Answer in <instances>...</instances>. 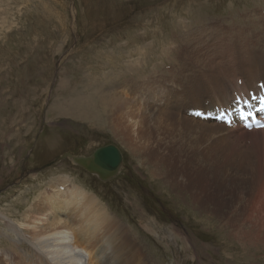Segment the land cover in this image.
I'll list each match as a JSON object with an SVG mask.
<instances>
[{"label":"rangeland","instance_id":"1","mask_svg":"<svg viewBox=\"0 0 264 264\" xmlns=\"http://www.w3.org/2000/svg\"><path fill=\"white\" fill-rule=\"evenodd\" d=\"M255 7H264V0H0V264H39L31 248L25 261L19 246L29 245L17 240L8 223L23 221L27 207L34 200L39 204L59 176L98 195L133 230L148 264H264V197L257 193L264 179L254 187L244 182L234 190L213 188L218 192L208 194L209 183L215 178L222 182L228 172L217 175L211 164L190 159H184V170L177 152L181 148L163 149L156 138L159 146L150 144V156L162 160L158 176H152L117 131H102L106 114H112L110 106L104 110L116 99L114 91L131 79L140 83L155 75L180 79L190 74L182 63L190 61L191 45L211 34L239 40L246 26L250 43L264 49L259 19L249 14ZM170 11L176 14L173 22ZM162 14L167 26L158 32ZM187 20L181 31L176 25ZM196 27L203 28V40L183 36ZM258 32L260 39L253 34ZM111 55L120 59L111 60ZM138 60L142 65L136 68ZM72 102L82 103L77 104L81 113L76 114ZM109 144L120 149L124 163L107 181L65 156H90ZM231 169V176L240 172ZM248 174L239 175L248 180ZM194 179L198 185L190 184ZM168 232H175L176 239L164 238Z\"/></svg>","mask_w":264,"mask_h":264},{"label":"bare ground","instance_id":"2","mask_svg":"<svg viewBox=\"0 0 264 264\" xmlns=\"http://www.w3.org/2000/svg\"><path fill=\"white\" fill-rule=\"evenodd\" d=\"M191 5L198 9L204 8L200 6L202 4L191 3ZM166 8L170 10L171 5ZM170 12L173 22L176 14L173 16L172 11ZM249 14L259 19L257 23L261 27V32H264L262 31L264 30V7H255ZM180 16L193 21L186 14L177 15V17ZM190 20L185 21L184 24L178 23L176 26L182 31L187 28L186 24L190 23ZM158 21V32H164L167 24L163 21V14ZM202 25L206 26V23H202ZM151 26L152 24L149 23L146 25L147 28ZM247 28L246 26L242 27L243 31L239 32L241 38H248L250 31L248 33ZM202 29L199 27L194 30H184L183 36L187 39L189 37L198 38L202 35ZM206 30L205 33H207ZM253 34L256 39H260L259 32ZM241 38L233 40V37L214 33L204 42L192 44V55L188 58L190 61L182 63L183 68H187L186 71H190L191 75L184 74V76H180V79H176V76L157 78L158 75H155L153 78L140 79V83L133 82V79L128 81V84H124L122 89L114 91L117 92V97L112 103L108 102L109 105H107L106 101L104 103L106 106L102 103L103 107H107H104V111L108 110V106L111 107L110 110L113 109L110 111L112 114H106L102 131L106 134H109L106 132L109 129L117 131L122 143L124 142L132 155L136 156L138 163L146 165L152 176H158L157 167L162 160L152 159L150 156L153 149L149 150L150 144L153 141L156 143L157 138L163 149L169 148L168 145L172 148L176 146L179 147L178 149L181 148L177 152L183 160L190 159L194 164L198 163L197 165L211 164L217 169V175L220 174L219 171L228 172L222 182L215 178L213 181L216 184L212 181L209 183L213 186H208V194L213 195L215 194L213 192H218L216 190L212 192L213 188H221L223 192H228L231 189H236L238 184L243 186L244 182L250 186H256L257 182L264 179V165L262 164L264 162V129L248 131L241 126L227 127L217 122L196 119L188 113L189 110H206L212 107L211 110H213L215 106H228L229 102L234 100L235 92H247L249 89H255V83L264 80V49L256 48L254 44L250 43V38H248V43H240ZM201 39L203 40V38ZM118 40L119 38H115V41ZM172 45L169 48H172ZM145 50L148 51V49ZM145 50L144 52H146ZM166 51H169L168 54L173 52L172 50ZM112 59L119 60L120 56L111 55ZM195 64L198 67L196 69L193 67ZM141 65V60H138L135 67ZM176 72L173 68L172 73ZM111 97L114 98V96ZM73 103V108L76 107L74 110L77 111L76 114L81 113V110H77L79 109L77 104L82 103L72 102L71 105ZM124 137L131 141L130 145L123 140ZM65 156L71 157L73 161L77 160L79 164L81 159L88 163L97 161L95 155H73L68 152ZM123 157L121 165L117 169L113 167L114 173L118 174L122 171ZM185 160L183 161L185 167L181 166L184 170L188 168L186 167L188 162L185 163ZM97 162L101 164L100 160ZM102 166L107 170L105 174L93 172L101 179H103L102 175L107 178L113 172V169H107L106 162H103ZM233 167L235 171L248 172L250 178L248 180H246L248 177L243 179L242 176L241 178L240 172L231 176L229 169ZM92 170L96 171L94 168ZM197 180L190 181V184L198 185ZM201 181L200 179V183H202ZM67 183H69L68 178L59 176L57 182L54 180L49 185L51 191L44 192L45 196L38 198L39 204H34V200L27 207L23 213V221H18L19 224L8 223V226L17 234V240L24 241L29 245L28 247L19 246L25 261L28 259L27 250L31 248L33 255L38 258L39 264H148L142 248L140 249L137 243L139 239L133 230L129 227L126 228L125 223H122L103 204L98 195L83 191L77 186L73 187L69 183L73 188L71 190L69 186L64 187ZM242 189L244 191V188ZM204 190L206 191V189ZM257 193L263 199L264 186ZM32 214H34L32 217L36 216V218L29 219ZM174 233L168 232L163 236L164 238L172 236L175 240ZM104 251H111L112 255H104ZM107 256L108 258L105 259Z\"/></svg>","mask_w":264,"mask_h":264},{"label":"water","instance_id":"3","mask_svg":"<svg viewBox=\"0 0 264 264\" xmlns=\"http://www.w3.org/2000/svg\"><path fill=\"white\" fill-rule=\"evenodd\" d=\"M93 155H95L97 161L98 160L101 161V164H99L97 161H93L91 163H88L86 160L81 159L80 165L92 173L93 172H95V173L99 172V173L105 174V172L107 170H105V168L102 166V163L106 162L107 169H109V168H110V170L113 169V172H111V174L109 176H107V178H105V176L102 175L103 181H106L109 178L113 177L115 174H117V173H114L115 172L114 168L117 169L121 165L120 162L122 160V154L120 153L119 149L115 145L109 144V145L97 148ZM74 159L76 160V158H74ZM75 162H77V160ZM92 168H94L97 172L93 171Z\"/></svg>","mask_w":264,"mask_h":264}]
</instances>
